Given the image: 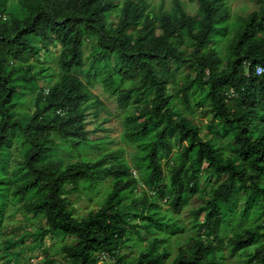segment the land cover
Segmentation results:
<instances>
[{"label":"trees","instance_id":"16d2710c","mask_svg":"<svg viewBox=\"0 0 264 264\" xmlns=\"http://www.w3.org/2000/svg\"><path fill=\"white\" fill-rule=\"evenodd\" d=\"M196 1L202 14L200 24L186 15L176 2L179 18L172 20L171 15H162L155 27L143 9L128 2L111 32L106 27L105 14L116 7L112 0H28L24 4L30 12L27 17L12 19L9 24L0 21V166H3L5 153L19 138L24 147L22 175L14 181V195L22 200L32 192L36 194L22 209L29 214L44 215L47 229L42 235L49 233L75 239L74 245L63 249L70 264H166L169 255L166 247H159L161 236L131 263L120 255L132 230L139 227L149 230L150 224L160 223L150 215L141 212L136 216L121 208L123 194L136 186V180L118 152L105 151L91 160L65 167L50 160L53 136L73 147L93 145L84 130L85 116L88 107L102 103L77 75L84 68L82 45L89 37L99 39L103 52L118 54L126 68L125 74L141 73L138 91L154 90L152 105L140 116L126 121L127 127L133 129H128L130 137H146L153 127L161 126L155 131L145 156L148 188L164 193L166 182L161 159L171 154L175 135L179 144L186 142L187 147L182 149L179 168L170 172L172 191L169 195L174 208L182 209L188 196L198 192L197 174L203 164L218 179L212 196L193 212L192 227L196 236L178 244L176 257L169 264H217L213 243L220 241L221 229L229 226L233 218L241 219L257 198L263 203L264 221V188L259 187L264 177V129L254 136L252 127V121L264 116V77L254 73L256 66L264 68V0H255L258 9L243 19L232 40L228 66L224 69H220V58L209 48L212 36L218 31L216 23L224 19L223 1ZM140 21L142 26L138 29ZM129 29L135 36L128 33ZM34 38L59 47L60 77L47 94H38L34 111L23 123L13 118L10 110L25 89L34 90L35 76L30 74L31 66L7 68L11 62L36 57L38 51L30 42ZM184 38L191 43L188 57L178 47ZM171 62L178 67L188 62L194 65L195 77L183 90V96L187 97L194 87L207 90L206 97L213 106L215 118L234 127L235 159L219 156L211 143L199 139L196 128L169 109L172 102L168 91L173 77L157 74L155 64L167 66ZM232 100L237 104L234 110L227 106ZM195 148V157L189 165L192 177L184 175L191 181L189 186L184 184L181 170ZM101 179H108L111 184L105 204L81 221L75 220L68 209L65 187L71 185L69 191L76 192L80 182ZM3 184L5 180L0 177V186ZM173 190L176 191L173 193ZM241 191L246 192L241 211L230 206L223 212L221 205L234 203ZM136 203L145 207L146 200ZM1 216L0 210V230L3 227ZM131 217L140 218L142 224L134 226L130 223ZM206 236H212L213 241L201 240ZM260 238L263 244L255 252L254 264H264V223L233 230L228 243L236 253L251 247ZM102 257L109 262L99 263Z\"/></svg>","mask_w":264,"mask_h":264},{"label":"rangeland","instance_id":"374dc122","mask_svg":"<svg viewBox=\"0 0 264 264\" xmlns=\"http://www.w3.org/2000/svg\"><path fill=\"white\" fill-rule=\"evenodd\" d=\"M116 5L114 9L105 14V23L109 31H114L121 17L125 3L132 2L143 9L144 15L154 22L155 27L159 25L162 15H171L172 20L179 18L176 2L182 11L197 23H201L202 14L196 0H112ZM224 6V19L216 23L217 32L212 36L209 48L220 58V69L227 68L228 56L231 53L232 40L240 28L243 19L258 9L255 0H222ZM28 0H0V21L9 24L12 19L22 20L30 12L24 8ZM3 11V12H2ZM142 26L140 21L137 28ZM129 34L135 36V32L128 30ZM38 51L35 58L21 59L11 62L7 68L31 66L30 74L35 76L34 90L25 89L22 95L15 101L10 110L15 119L23 123L31 116L35 109L38 94H47L48 89L53 86L60 77V70L57 66L59 54L58 46H50L39 39H30ZM185 56L191 52V43L187 38L178 46ZM84 68L77 75L85 83L91 92L102 103L100 106H90L85 116L84 130L87 138L93 145L86 147L80 145L73 147L69 142H64L53 136L54 145L51 148L50 160L62 167L80 161L91 160L105 151H116L118 156L129 166L132 176L136 180V186L123 194L121 208L129 213L150 215L159 221L160 225L150 224V229L143 227L132 230L127 237L120 255L124 261L131 263L143 251L148 250V245L158 236L163 240L159 247H166L169 255L165 263L169 264L177 254L178 244L195 237L193 230V212L202 206L213 194L218 186V179L213 177L203 164L197 174V190L195 195H189L185 200L183 208L176 210L172 204V197L169 195V183L171 173L179 168L182 149L187 143L179 144L174 136L173 150L169 157L161 159L165 174L166 188L164 193H158L149 189L145 184L147 173L146 154L150 150V141L156 130L148 133L146 137L139 135L128 136L126 121L131 117H138L152 105L155 97L154 90L147 92L138 91L141 84V73L130 72L125 74L126 68L118 54L103 52L99 47L97 37H89L82 45ZM157 74L163 77L172 76V84L168 94L171 97L169 109L175 116L186 119L189 125L198 130L199 139L202 142L211 143L217 154L226 159L236 156L233 152L234 127L225 124L222 119L215 118L212 112L213 106L207 99V90L194 87L187 97L183 96V90L191 82L196 74L194 65L188 62L178 67L174 62L169 65L155 64ZM228 108H237L235 102L230 101ZM52 113H49L51 116ZM254 136H257L264 129V116L261 119L252 121ZM24 147L19 138L14 140L12 149L5 153L3 166H0V177L4 178L5 184L0 186V210L2 211V229L0 230V264H70V258L65 254L64 248L74 245L75 239L69 237L55 236L52 234L42 235L47 229V223L43 214H29L22 209L24 204L32 202L36 198L34 192L28 194L22 200L14 195V181L19 180L22 175V154ZM195 148L188 162L181 170V178L186 185L191 181L184 178L185 174L190 177L192 170L190 162L195 157ZM4 168V170H3ZM192 177V176H191ZM191 186V184L189 185ZM264 188V177L259 184ZM71 185L65 187V197L68 202V209L72 217L81 221L90 212H97L104 204L111 184L108 179H101L96 182L82 181L78 184L76 192L69 191ZM176 190H173V193ZM246 192L241 191L236 195L235 202L228 205H221L223 212L232 206L237 212L245 204ZM139 200H146L143 204H137ZM262 200H253L241 219L233 218L229 226L221 229L219 240L215 241V253L213 254L217 264H254L255 252L263 244V238L257 239L251 247L242 249L236 253L231 251L228 240L233 235V230L238 228L255 227L263 224L261 209ZM240 214V213H239ZM130 223L140 226V218H130ZM174 224L173 227H170ZM143 226H146L143 223ZM140 232V234H138ZM205 242H212V236L201 237ZM103 261L109 262L107 258Z\"/></svg>","mask_w":264,"mask_h":264},{"label":"built area","instance_id":"2783aa9c","mask_svg":"<svg viewBox=\"0 0 264 264\" xmlns=\"http://www.w3.org/2000/svg\"><path fill=\"white\" fill-rule=\"evenodd\" d=\"M254 73H255L256 76L264 77V68L261 67V66H256L255 70H254Z\"/></svg>","mask_w":264,"mask_h":264}]
</instances>
